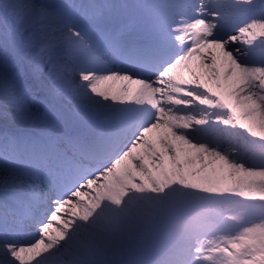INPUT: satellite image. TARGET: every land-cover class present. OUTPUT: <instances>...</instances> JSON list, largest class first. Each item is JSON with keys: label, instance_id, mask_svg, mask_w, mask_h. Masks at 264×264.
<instances>
[{"label": "snow or ice", "instance_id": "snow-or-ice-1", "mask_svg": "<svg viewBox=\"0 0 264 264\" xmlns=\"http://www.w3.org/2000/svg\"><path fill=\"white\" fill-rule=\"evenodd\" d=\"M0 264H264V0H0Z\"/></svg>", "mask_w": 264, "mask_h": 264}, {"label": "bare ground", "instance_id": "bare-ground-1", "mask_svg": "<svg viewBox=\"0 0 264 264\" xmlns=\"http://www.w3.org/2000/svg\"><path fill=\"white\" fill-rule=\"evenodd\" d=\"M105 87H109L112 89H118L119 87H121V84L119 82H115V83H110L109 85H106Z\"/></svg>", "mask_w": 264, "mask_h": 264}, {"label": "rangeland", "instance_id": "rangeland-1", "mask_svg": "<svg viewBox=\"0 0 264 264\" xmlns=\"http://www.w3.org/2000/svg\"><path fill=\"white\" fill-rule=\"evenodd\" d=\"M53 226L55 227L56 225L54 224Z\"/></svg>", "mask_w": 264, "mask_h": 264}]
</instances>
